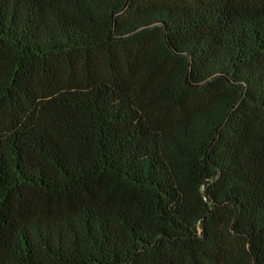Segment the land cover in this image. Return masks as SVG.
<instances>
[{"label":"trees","instance_id":"16d2710c","mask_svg":"<svg viewBox=\"0 0 264 264\" xmlns=\"http://www.w3.org/2000/svg\"><path fill=\"white\" fill-rule=\"evenodd\" d=\"M0 264H264V0H0Z\"/></svg>","mask_w":264,"mask_h":264}]
</instances>
